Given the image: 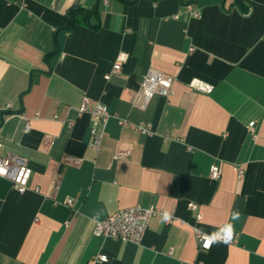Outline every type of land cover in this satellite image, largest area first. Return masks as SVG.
Returning <instances> with one entry per match:
<instances>
[{
    "label": "crops",
    "instance_id": "0c3cea01",
    "mask_svg": "<svg viewBox=\"0 0 264 264\" xmlns=\"http://www.w3.org/2000/svg\"><path fill=\"white\" fill-rule=\"evenodd\" d=\"M150 68L173 93L142 111L130 99ZM84 100L111 115L98 152ZM0 142L32 170L23 194L0 176V264H264V0H0ZM136 205L175 219L152 218L139 244L94 234ZM229 224L198 248L194 228Z\"/></svg>",
    "mask_w": 264,
    "mask_h": 264
},
{
    "label": "built area",
    "instance_id": "2783aa9c",
    "mask_svg": "<svg viewBox=\"0 0 264 264\" xmlns=\"http://www.w3.org/2000/svg\"><path fill=\"white\" fill-rule=\"evenodd\" d=\"M107 0H104L106 2ZM186 14L193 17H198L199 13L192 10L190 6H186ZM180 15L175 16L178 18ZM120 65L115 63L112 68V73L119 71ZM175 79L163 72L150 68L143 75L139 85V89L130 99V104L133 108L139 110H146L150 101L155 96L163 98H169L173 93V85ZM192 88L200 92H210L211 87L206 86L200 81L193 80L189 84ZM79 113L88 112L93 118L92 126L90 129L91 143L90 147L93 151L98 152L101 149V142L103 137L104 128L109 121L111 115L108 112L107 106L98 103L93 107H89L86 100H84L79 108ZM120 126L129 125L128 119L119 120ZM99 127L101 129L99 130ZM29 124L27 125V129ZM137 132L143 135H149L153 132L152 125L145 122H140L134 125ZM248 132L254 133V122H250L247 126ZM2 144L0 142V176L6 178L11 183L12 188L16 190L18 194H23L28 189L29 180L31 178L32 170L28 166L25 159L13 155L3 154L1 150ZM123 156L119 154L118 157ZM237 178L241 179L244 176V170L241 167H235ZM209 177L213 180H217L220 177V170L217 166H212L209 172ZM67 205L72 206V200H67ZM190 211H196V204L190 202L188 204ZM168 215L169 219L165 222L164 216ZM154 217H160L165 223H172L174 221V215L172 213L164 212L156 207L142 208L141 206H131L128 208L120 209L113 214L107 216L105 219L96 222L94 234L96 236L118 240L121 242H130L139 244L147 229L149 222ZM196 219H201L200 214L196 215ZM222 229V228H220ZM218 229L217 231H219ZM215 231V232H217ZM213 232V233H215ZM194 238L197 242L198 248L201 250L210 249L211 245L206 244V237L202 231L197 228L193 229ZM212 234V233H211ZM208 234V235H211ZM98 262H107V256L100 254L95 257Z\"/></svg>",
    "mask_w": 264,
    "mask_h": 264
},
{
    "label": "clouds",
    "instance_id": "9594fccd",
    "mask_svg": "<svg viewBox=\"0 0 264 264\" xmlns=\"http://www.w3.org/2000/svg\"><path fill=\"white\" fill-rule=\"evenodd\" d=\"M239 218V212H235L233 214V219H238ZM164 221L166 222L169 217L166 214L164 216ZM233 234V225L229 224L226 225L224 228L220 229L219 231L212 233L211 235L205 234L206 237V244L210 245L212 243H217V242H228Z\"/></svg>",
    "mask_w": 264,
    "mask_h": 264
},
{
    "label": "trees",
    "instance_id": "16d2710c",
    "mask_svg": "<svg viewBox=\"0 0 264 264\" xmlns=\"http://www.w3.org/2000/svg\"><path fill=\"white\" fill-rule=\"evenodd\" d=\"M91 14L92 12L83 10L81 8H72L68 11L71 25H74L78 22L87 23Z\"/></svg>",
    "mask_w": 264,
    "mask_h": 264
}]
</instances>
